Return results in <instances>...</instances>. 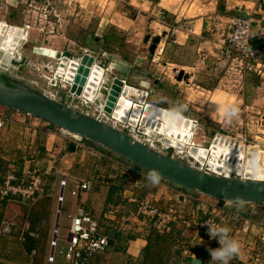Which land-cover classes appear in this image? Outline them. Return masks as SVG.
<instances>
[{
    "label": "crops",
    "instance_id": "crops-1",
    "mask_svg": "<svg viewBox=\"0 0 264 264\" xmlns=\"http://www.w3.org/2000/svg\"><path fill=\"white\" fill-rule=\"evenodd\" d=\"M162 1L158 2L162 8L159 9L161 18L159 16L158 21H163L165 31L160 42L155 44V56L164 68L172 70L174 77L184 72L188 76L182 79L188 78L196 87L213 93L220 92L219 86L225 77L222 73L227 70L229 62L238 61L244 73L249 71L241 66L237 57L219 52L216 41L228 30L215 32V40L210 38L207 15L196 19L190 32L183 30L170 37L169 29L180 21L181 16L170 9L172 3L168 5ZM218 7L214 30H224L228 18L236 15H251L256 22H264V0H227L226 4ZM226 27L229 29L228 24ZM257 76L254 72L245 74V101L249 97L247 83L251 78L257 81ZM170 91L169 88L168 94L172 93ZM164 107L177 112L168 104ZM9 110L5 109V112L12 122L7 123L0 133V188L3 175L13 166L19 174L26 167L38 168L43 189L32 203L19 197L2 199L0 196V264H49L50 240L54 226L60 221L67 187L74 201L69 218L75 213L78 203L83 202L98 220L100 231L110 240L105 253L91 255L83 264H214L208 249L219 247L215 239H210L203 230L194 231L186 227L184 223L207 218L210 204L231 213L240 212L251 221L249 232H244L242 223L235 222L231 216L221 222L228 227L229 235L240 242L241 249L246 242L240 240L242 237L253 238L255 244L260 243L259 236L264 232L260 226L262 206L231 203L224 207L222 201L186 192L161 178L153 184L147 179L149 172L104 147L87 140L75 144L48 122ZM63 177L66 184L61 186ZM82 182L91 183L90 189L80 190ZM73 190H79L78 194L74 195ZM62 193L60 202L58 196ZM145 197L160 211L174 209L178 212L180 218L172 223L170 231L156 230L152 217L138 212L137 203ZM6 223H11L13 232L3 231ZM25 225H34L41 235L38 248H32L37 250L35 256L19 238V229ZM184 243H188L191 256L183 254ZM230 264L242 263L234 257Z\"/></svg>",
    "mask_w": 264,
    "mask_h": 264
},
{
    "label": "rangeland",
    "instance_id": "rangeland-1",
    "mask_svg": "<svg viewBox=\"0 0 264 264\" xmlns=\"http://www.w3.org/2000/svg\"><path fill=\"white\" fill-rule=\"evenodd\" d=\"M159 1L161 0H0V21L15 27H25L28 31L26 39L18 47H21L22 55L14 58L17 52L15 50L13 57L2 60L6 54H0V73L14 81H21L42 92H48L76 110L89 114L99 113V110L95 112L96 108H99L95 100L105 103L106 97L105 93H99L100 86L93 100L87 103L85 97L72 94L70 88L63 86L61 81L56 80L54 83L50 80L54 78L53 69L58 62V53L63 52L74 59L83 58L88 54L94 57L95 64L104 69L113 66V69L106 73L107 81L111 84L115 78H119L142 88L143 85L135 80L136 76L149 82L150 85L146 89L149 91V97L143 103L144 108L146 103L157 105V101L161 107L168 104L177 112L187 115L197 128L193 137L197 139V143L205 145L206 148L208 146V151L213 140L219 135L232 143L243 145L246 155L250 147L264 150V78L262 84L259 79H249V97L245 101L247 87L243 79L245 74L252 72L244 73L238 61H232V64L229 62L227 70L223 71L222 76L225 77L220 83V92L204 91L189 82L188 78L174 77L172 70L164 68L161 60L156 59L157 49L156 46L153 47L152 38H162L165 31L163 21H158L159 16L161 18ZM226 2L227 0L162 1L163 4L172 3L170 9L180 15V21L185 22L191 30L194 29L196 19L207 15L206 25L210 27L207 32L214 40L217 37L215 32L223 33L228 30L226 23L224 30L212 29L218 5H224ZM176 24L177 22L174 23ZM147 35L148 41L145 40ZM169 36L177 35L171 34L169 30ZM36 47L41 48L35 53ZM5 52L8 51L5 49ZM22 56L26 58L23 62ZM60 57L64 58L62 54ZM13 59L17 62L12 64ZM239 69L243 71V77ZM169 88L172 92L170 94ZM129 127L130 130L134 129L130 125ZM152 140L165 154L177 157L182 162L193 160L191 156L188 158L177 154V149L173 147L164 149L162 142H159L160 137L159 140ZM193 146L199 145L194 143ZM188 154L191 155L190 151ZM73 208L74 201L67 187L65 201L62 203L54 264H66L64 249L67 247L68 227L71 223L68 214L72 213Z\"/></svg>",
    "mask_w": 264,
    "mask_h": 264
},
{
    "label": "built area",
    "instance_id": "built-area-1",
    "mask_svg": "<svg viewBox=\"0 0 264 264\" xmlns=\"http://www.w3.org/2000/svg\"><path fill=\"white\" fill-rule=\"evenodd\" d=\"M226 24L229 25L228 31L216 41L219 52L222 55L237 57L242 67H245L247 70L252 71L259 76L262 84V79L264 78V22H256L254 17L251 15H236L229 17ZM26 27L29 26L26 25ZM169 30H171V34L174 35H178V33L183 30L191 31V29H188V25L181 21H178L177 24L173 25ZM63 57L69 60V58L65 55H63ZM61 61H63L62 58L60 62ZM69 61L74 62L73 60ZM122 81L123 83L127 82L125 80ZM5 109L9 108L0 105V133L7 123L12 122V118L9 117V115H6ZM141 110L143 111V109ZM99 119H101V117ZM118 120L117 124H113V126L122 131L132 133L130 132L131 130L128 122H120V119ZM58 129L61 131V128ZM62 133L75 144H82L85 140L82 136L75 137L64 132ZM204 168L205 169L203 170L207 171L206 166H204ZM239 176L244 177V175ZM60 183L61 186L66 184L65 177L61 179ZM90 187L91 183L82 182L79 188L80 190H89ZM42 189V180L40 170L38 168L31 169L26 167L19 174L13 166H10L6 174L3 175V184L0 188V196L2 199L19 197L32 203L35 201L37 194L40 193ZM78 192L79 190L72 191L74 195H77ZM62 200L63 193L58 196V201L61 202ZM228 204L231 203L223 202L224 207ZM253 205L262 206V222H260V226L264 228V204ZM209 206H211V211L207 218L197 222L186 221L184 222L185 226L194 231L203 230L208 236V223L221 224V222L228 218V216H231L235 222L242 223V229L244 232H249L248 228L251 221L244 217L242 213H231L212 204ZM137 209L139 213L152 217L153 227L161 232L170 231L172 223L180 218V215L176 210L169 209L167 211H160L157 207H154L151 204L150 199L146 197L139 199ZM3 231L8 233L13 232L11 223H6L3 227ZM58 234L59 224L57 223L53 228V235L50 240L51 254L48 256L49 264L54 262V251L59 240ZM26 235L30 237L36 236L35 232L29 230L28 225L19 229V238L22 242H26ZM231 237L233 238L234 236L232 235ZM259 238V244H255L253 238L251 239L246 237L243 239L242 237L240 239L242 242L246 241L244 242L243 249H241L240 254L236 256L242 264H264V232L260 234ZM215 241L218 244L216 239ZM109 245V237L100 231L98 220L95 218L92 210L83 202L78 203L75 213L71 216V223L68 227L67 247L64 249L66 263L83 264L91 255L96 253H105ZM36 253V249L31 250L32 256H35ZM183 254H189V256H191L188 243L183 244ZM181 264L185 263L182 262Z\"/></svg>",
    "mask_w": 264,
    "mask_h": 264
},
{
    "label": "bare ground",
    "instance_id": "bare-ground-1",
    "mask_svg": "<svg viewBox=\"0 0 264 264\" xmlns=\"http://www.w3.org/2000/svg\"><path fill=\"white\" fill-rule=\"evenodd\" d=\"M2 24L4 22L0 21V35H2V38H0V54L2 56L6 54L2 60H5V58L8 60L11 56L13 57L15 50L17 52L14 58L22 55L21 47L19 49L18 47L26 39L27 29L14 26L4 30ZM5 49L8 52H5ZM56 57H58V62L53 69L55 74L54 78L50 79L52 82L61 81L63 86L67 88H70L71 85H74L75 89L82 87L81 94L71 93L79 97H85V102L87 101V103L93 100V96L99 86L101 87L99 93L106 94L105 103L102 100H95V103L99 104V108H96L95 112L97 110L100 112L91 113L94 117H101V120L110 125L117 124L118 119H120V122H128V125L134 128L130 131L132 132L130 134L138 140L146 142L152 148L163 152L152 140L154 138L159 140L160 137L159 142H162L164 149L173 147L177 149V154H183L187 157L191 156L193 163L197 162L199 166L202 165L201 168L203 169H205L204 166H208L207 171L212 173L219 175L230 173V175H246L245 177L249 179H264V150L250 147L248 156L243 145L232 143L219 135L212 142L208 151V146L206 148L205 145L197 143V139L193 137L194 134L196 135L197 128L190 118L177 112H169L167 109L152 103L147 104L145 109L143 103L149 97V93L146 91L149 84L143 78L136 76L137 81L143 85L142 88L127 82L120 84L116 78L112 87L106 77V73L113 69L112 65L108 69H104L99 64H95L94 57L88 54L84 58L74 60V62L69 60L60 62L61 57H59V54ZM15 61L13 59L12 64ZM46 93L50 95L48 92ZM50 96L53 97V95ZM142 107L145 110L140 120ZM61 131L80 137L79 134L64 128ZM194 143L199 146L194 147ZM188 151H190L191 155L188 154Z\"/></svg>",
    "mask_w": 264,
    "mask_h": 264
},
{
    "label": "water",
    "instance_id": "water-1",
    "mask_svg": "<svg viewBox=\"0 0 264 264\" xmlns=\"http://www.w3.org/2000/svg\"><path fill=\"white\" fill-rule=\"evenodd\" d=\"M2 27L5 30L14 26L4 22ZM148 39L149 35L145 40L148 41ZM152 41L154 47L160 42V37L155 36ZM38 48L41 47L34 48L35 53ZM58 54L60 57L62 53ZM24 58L22 56V62ZM62 60L68 59L62 58ZM16 62L17 60L13 63ZM187 76L181 72L178 79ZM116 79L120 84L123 83L121 79ZM111 86L113 87V83ZM82 90V87L75 89L74 85L70 86V92L76 95L81 94ZM50 95L21 81H13L8 84L0 79V105L6 108L34 116L55 127L77 133L85 140L104 147L147 172H156L159 178L182 188L186 192H197L219 201L239 205L264 204V179H249L245 177L246 175L244 177L230 175V173L219 175L204 171L201 168L202 165L199 166L197 162H182L174 156L160 152L147 143L138 140L132 134L122 131L91 114L76 110L70 104L59 101ZM248 150L250 152V148Z\"/></svg>",
    "mask_w": 264,
    "mask_h": 264
},
{
    "label": "clouds",
    "instance_id": "clouds-1",
    "mask_svg": "<svg viewBox=\"0 0 264 264\" xmlns=\"http://www.w3.org/2000/svg\"><path fill=\"white\" fill-rule=\"evenodd\" d=\"M147 179L153 184L159 182V176L154 171L147 174ZM207 226L209 238L216 239L219 244L217 248L208 249L211 260L214 264H230V261L241 252L240 242L229 235L227 226L216 223H208Z\"/></svg>",
    "mask_w": 264,
    "mask_h": 264
},
{
    "label": "trees",
    "instance_id": "trees-1",
    "mask_svg": "<svg viewBox=\"0 0 264 264\" xmlns=\"http://www.w3.org/2000/svg\"><path fill=\"white\" fill-rule=\"evenodd\" d=\"M0 79L3 80L4 82H7L8 84H11L9 79L4 76L3 74H0ZM29 230L35 232L36 236L34 237H30L28 235H26V244L29 247V249L31 250L32 248H38V244L41 243V235L39 234V232L37 231L36 227L34 225H31V227H29Z\"/></svg>",
    "mask_w": 264,
    "mask_h": 264
},
{
    "label": "flooded vegetation",
    "instance_id": "flooded-vegetation-1",
    "mask_svg": "<svg viewBox=\"0 0 264 264\" xmlns=\"http://www.w3.org/2000/svg\"><path fill=\"white\" fill-rule=\"evenodd\" d=\"M63 55H65L66 57H68L69 58V60H79V59H74V57L73 56H69V55H66L65 53H63V52H61ZM62 55V56H63ZM1 74V73H0ZM8 78H9V81H10V83H12L14 80L11 78V77H9V76H7ZM135 80H137V78L135 77ZM149 83V82H148ZM150 85V84H149ZM63 87V86H62ZM148 93H149V91H148Z\"/></svg>",
    "mask_w": 264,
    "mask_h": 264
}]
</instances>
